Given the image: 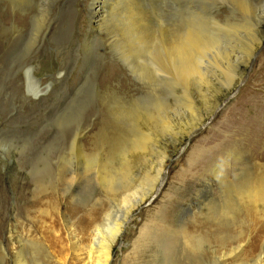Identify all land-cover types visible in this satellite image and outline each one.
Returning <instances> with one entry per match:
<instances>
[{"label":"rangeland","instance_id":"rangeland-1","mask_svg":"<svg viewBox=\"0 0 264 264\" xmlns=\"http://www.w3.org/2000/svg\"><path fill=\"white\" fill-rule=\"evenodd\" d=\"M138 2L162 8L158 24L115 14L109 42L84 51L76 39L68 54L79 18L34 42L11 27L27 4L0 0V264H97L95 229L129 207L125 193L134 207L109 264L187 263L189 245L206 264H241L252 242L264 250V201L243 200L264 178L260 0ZM232 43L244 62L256 47L241 70Z\"/></svg>","mask_w":264,"mask_h":264},{"label":"bare ground","instance_id":"bare-ground-1","mask_svg":"<svg viewBox=\"0 0 264 264\" xmlns=\"http://www.w3.org/2000/svg\"><path fill=\"white\" fill-rule=\"evenodd\" d=\"M53 1L54 0H16V2H19L20 4L24 2L25 4H27L28 7L25 10L23 16L18 15L19 16L18 17L16 15L13 18L11 27H13L15 30L19 32L22 31L30 34L31 39L34 40L35 42L37 36V34H35L36 31H39L40 29H42L43 31L47 28L50 30V28L52 27L55 28L56 25L57 26L61 25L65 30L68 31L69 27L73 25V20L79 18L78 28L75 29V31L77 32L75 34H71L67 38V43L63 45V47L65 48V52H67L68 54L74 52L71 43L76 39L80 41L79 43L84 51H90L93 48V46L99 45V43L101 44V41L107 42L111 37V35H114V27H116L117 25V22H114L113 20L115 14L116 16L121 15L122 17L128 18L133 24H137L140 22L139 16L142 14L143 17L149 16L155 25L158 24L159 19L163 14V12L161 11L162 8L158 9L156 7L159 5H149L150 10H147L146 7L144 6L141 7L138 0H84L88 7V14H87L88 21H86L84 19V16L82 17L81 14L82 13L81 1L83 0H61V6L57 5L55 8L53 7ZM259 3L260 4L257 5L256 2L255 6H253L251 16L255 17V19L257 20L264 21V0H260ZM168 8L171 9V6L169 5ZM168 11L169 9L167 10V12ZM148 24H150L148 20H142V26H146ZM2 26L6 27V24L2 23ZM5 32H6L5 30L1 31V33L4 34ZM166 50L170 53V55H172L174 58L178 60L182 59L183 57L182 54L176 53L174 51V48L170 44H168ZM255 50L256 47H253L250 54L246 55L245 62L239 56L238 54L239 52L235 49L233 43L230 46V52L228 51V53L230 57L235 60V64L238 67L240 64L247 65L252 55L255 54ZM238 70H241L240 66L238 67ZM29 78L31 79L32 77H30L29 75L27 79L28 83H29ZM31 86H32L31 89H29L28 87V91H29L28 93L34 94V96H39L38 92H36L38 87H36V85L34 86L31 85ZM75 139L76 141H78L79 136L77 135ZM80 158L81 160L87 159L86 154L83 152L82 149L81 152L79 153L78 159L80 160ZM245 194L247 196H243V200H247L249 204L250 203L255 204L258 201H264V178H261L260 175L254 176L253 179L249 181L248 188L245 191ZM129 195L130 193H125L123 196V200H120V204H122V202L126 198L125 204L126 205L128 204L129 207L123 208L119 204L120 210L119 211L113 210V212L110 215L106 216L97 225L95 229L94 242L93 245H91V247L89 248V253L90 255L96 254L94 255V257H96L95 260L97 261V264H109V261L112 258L114 246L124 229L123 224L126 218L129 217L130 213L132 212V208L134 207V204L130 203L131 198ZM226 206H227L226 211L225 212L223 211L221 215L227 219H230L231 217H233L232 216L233 211L231 208V206L233 205L229 206V204L226 202ZM114 215H116L115 223L114 225L110 226L109 220ZM179 233H180L179 236L183 240L182 243H186L185 236H187V233L185 229L179 230ZM256 242L257 240L248 245L246 251L251 253V255L249 256L251 258L249 260L243 261L241 264H264V250H261L262 253L260 252L259 254L254 253ZM189 246L194 248V250H192V257L189 260V262L185 263L182 261L181 264H206L203 261L204 258L201 256V254L198 255L197 248L195 249L194 245H189ZM243 251H245L243 250V245L238 244L237 247L235 248V251L230 256V258L236 257ZM140 252L141 251H137V253ZM166 258H169L168 255L166 256ZM172 259L173 258L170 257L171 262ZM222 261L223 259L218 260L219 264H223L224 262Z\"/></svg>","mask_w":264,"mask_h":264}]
</instances>
